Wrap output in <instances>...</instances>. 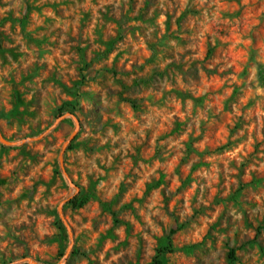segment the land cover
<instances>
[{"label": "rangeland", "instance_id": "obj_1", "mask_svg": "<svg viewBox=\"0 0 264 264\" xmlns=\"http://www.w3.org/2000/svg\"><path fill=\"white\" fill-rule=\"evenodd\" d=\"M0 133V264H264V0H0Z\"/></svg>", "mask_w": 264, "mask_h": 264}, {"label": "water", "instance_id": "obj_2", "mask_svg": "<svg viewBox=\"0 0 264 264\" xmlns=\"http://www.w3.org/2000/svg\"><path fill=\"white\" fill-rule=\"evenodd\" d=\"M68 114L74 119L75 124H76L75 131H74V133H73L72 136H71V138H73V137L75 136L76 131H77L78 128H79V120L77 119V117H76L74 114H72V113H68ZM62 117H63V115H61V116H59L58 118H56L55 123H53V125H51V127L55 126V124H56V123H57ZM51 127H50V128H51ZM71 138L65 142V144H64V146H63V150H64L65 145L71 140ZM25 140H26V139H23V140H20V141H7V140H5V139L3 138L2 134L0 133V141L3 142V143H5V144L14 145V144L21 143V142H23V141H25ZM64 173H65V171H64ZM69 183H70V185H73L71 181H70ZM58 210H59V212H60V216H61V218L63 219L65 225H67V222H66V220L63 218V215H62V213H61V205H60V207H58ZM21 260H22V261L26 260L29 264H36V262H35L33 259H31L30 257H24V258H21Z\"/></svg>", "mask_w": 264, "mask_h": 264}, {"label": "trees", "instance_id": "obj_3", "mask_svg": "<svg viewBox=\"0 0 264 264\" xmlns=\"http://www.w3.org/2000/svg\"><path fill=\"white\" fill-rule=\"evenodd\" d=\"M76 200H77V198L75 197V201ZM83 202H84V199L79 203V205L82 204ZM169 245H170V243H169ZM169 245L167 247H163L162 249H158L157 250V253L154 256V259L152 261V264H163L162 259H161V255L163 253H165V252H168L170 250L169 249L170 248ZM229 255L231 257H234V250H231L230 253H229Z\"/></svg>", "mask_w": 264, "mask_h": 264}]
</instances>
